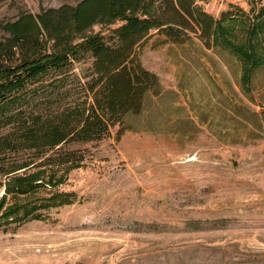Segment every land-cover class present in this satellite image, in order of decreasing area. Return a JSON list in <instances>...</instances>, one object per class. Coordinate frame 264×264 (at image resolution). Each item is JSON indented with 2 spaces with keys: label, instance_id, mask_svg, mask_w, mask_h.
Masks as SVG:
<instances>
[{
  "label": "rangeland",
  "instance_id": "rangeland-1",
  "mask_svg": "<svg viewBox=\"0 0 264 264\" xmlns=\"http://www.w3.org/2000/svg\"><path fill=\"white\" fill-rule=\"evenodd\" d=\"M78 1L0 0V41L9 37L2 25L20 14ZM197 4L213 16L252 5ZM136 55L159 91L124 118L121 134L114 126L99 141L71 145L83 165L57 189L75 201L0 225V264H264V116L254 114L264 109V68L247 95L235 57L195 34L177 43L152 30ZM90 64L86 56L68 68L54 89L66 92L62 101L42 87L32 106L85 99Z\"/></svg>",
  "mask_w": 264,
  "mask_h": 264
},
{
  "label": "trees",
  "instance_id": "trees-1",
  "mask_svg": "<svg viewBox=\"0 0 264 264\" xmlns=\"http://www.w3.org/2000/svg\"><path fill=\"white\" fill-rule=\"evenodd\" d=\"M250 1L249 12L232 4L213 16L197 0H80L4 23L9 37L0 41V225L43 219V211L75 201L74 192L57 189L83 165V151L71 145L99 141L114 126L121 134L124 118L141 111L148 92L159 91L157 75L136 55L152 30L177 43L195 34L208 47L229 52L240 64V90L250 94L264 68V7ZM86 56L88 100L32 106L42 87L62 101L66 92L54 89ZM254 114L264 116V109Z\"/></svg>",
  "mask_w": 264,
  "mask_h": 264
}]
</instances>
